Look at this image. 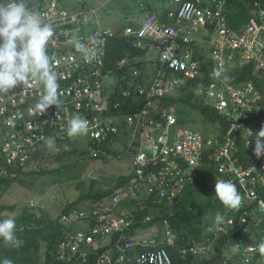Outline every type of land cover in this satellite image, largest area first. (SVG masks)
Masks as SVG:
<instances>
[{
	"label": "built area",
	"instance_id": "built-area-1",
	"mask_svg": "<svg viewBox=\"0 0 264 264\" xmlns=\"http://www.w3.org/2000/svg\"><path fill=\"white\" fill-rule=\"evenodd\" d=\"M96 1L41 0L31 7L55 28L48 52L58 62L55 71L62 106L50 107L45 116L30 113L40 92L35 81L27 90L17 88L0 96V181L16 178L30 166L34 153L45 145L42 138L53 137L55 144L70 140L67 121L80 116L89 121L91 158L113 160L133 152L132 167L122 186L103 189L109 194L61 213L66 227L75 226L64 233L58 248L57 259L64 264H88L94 254L93 264H171L165 245H175L177 235L169 221L159 223L160 232L156 223L135 225L150 223L154 209L183 198L211 169L235 183L243 197L241 206L226 210V224L217 229L210 223L203 236L180 253L210 259L216 240L229 233L235 215L245 234L264 238L260 210L264 200L259 197L264 157L256 159L252 154L254 140L245 133L247 129L256 132L254 116L260 110L261 94L252 82L224 78L237 61L255 63L264 70V0H237L248 10L240 29L230 23L232 0H155L164 3V15L144 12L141 19L143 1L135 17L122 21L132 22L124 25L122 35L142 53L115 63L107 57L116 32L100 23ZM77 39L92 50L94 59L86 61L75 50ZM208 73L210 79L205 82ZM179 87L193 89L198 99L226 120V130L219 136H205L180 125L175 111L163 103ZM17 112L23 119H13ZM247 140L253 142L247 146ZM120 142L123 146L117 150ZM250 157L254 161L246 165ZM132 206L149 208V214L137 220ZM34 207L30 200L27 208ZM153 226L156 232H149ZM258 243H232L227 256L215 264H244L246 258L258 264V253L249 250ZM101 248L108 249L98 253Z\"/></svg>",
	"mask_w": 264,
	"mask_h": 264
},
{
	"label": "trees",
	"instance_id": "trees-1",
	"mask_svg": "<svg viewBox=\"0 0 264 264\" xmlns=\"http://www.w3.org/2000/svg\"><path fill=\"white\" fill-rule=\"evenodd\" d=\"M41 0H29V6L35 7ZM145 9L142 12L155 13L162 17L166 10L164 8H157L156 5L149 3L147 0ZM234 4L233 13L229 16L231 26L235 29H240L248 17V10L245 8L244 2H237L232 0ZM132 25V22H121L114 28L116 36L111 40L108 51V60L115 63L118 59L124 57H132L134 55H140L142 50H137L133 45L127 42L125 36L122 35L124 25ZM224 78L231 82L242 83L252 82L259 93L261 94L260 110L256 116H254V129L259 131L262 124H264V70L259 69L255 63L241 64L236 62L233 69L224 75ZM210 74H206V78L203 80L208 82ZM199 80L194 81L196 84ZM177 90V91H176ZM175 90V94L167 95L163 98V103L169 108L174 110L177 117V122L180 125L187 126L195 124V120L190 117L191 114L198 113L202 118V131L205 136H208L207 125L211 126L215 130V136L223 133L227 128V122L221 116H219L210 105L204 104L202 99H198L194 94L193 89L179 87ZM193 111V112H192ZM190 117V118H189ZM195 129L196 126L194 125ZM45 147V145H44ZM42 147L39 152L34 153L33 160L30 166L22 171L26 174H42L43 171H30L34 161L40 157L41 154L46 152V149ZM74 149L70 150L73 154ZM133 152L130 154L132 156ZM241 155V159H243ZM105 160L103 158H98ZM253 159L250 157L244 161L246 165H251ZM28 170V171H27ZM21 172V173H22ZM210 177L213 181L207 180ZM215 179L228 180L225 175L216 173L214 170H210L209 174L204 173L202 175L199 184L189 192H187L183 198L175 200L173 203L161 204L159 208L154 209L155 216L153 220L147 225H142V222L136 223L135 227L151 226L153 223H162L163 220H168L172 227V230L177 235V241L175 245H165V248L170 254L171 264H215V262L227 256V247L232 243H240L246 245L249 242L260 241L262 238L259 234H245L241 228L238 215L234 216V225L231 226L228 234H221L215 242L214 252L215 255L210 259H200L197 255H193L190 252L180 253L182 249L189 248L195 240L201 238L204 234L206 226L214 222V217L217 213L223 215L227 209L217 200L215 197L214 186ZM17 180L16 178L3 179L0 181V190L7 189L12 182ZM129 180V176H122L116 182V187L122 186ZM238 190V189H237ZM3 192H1L2 194ZM241 194V192H239ZM109 194V191L100 190L90 192L85 196L79 198V200H96ZM259 197L264 200V187L259 190ZM133 205V204H132ZM71 205L66 206L63 209L65 212ZM133 211L136 214L137 220H141L149 214V208L141 210L139 207L132 206ZM13 206L0 205V219L7 217H13L16 221V236L24 241V244L20 248H10L3 244L0 240V260L4 258L11 259L14 264H64V261L58 260V248L64 233L68 231H74L75 226L66 227L61 222L59 217L53 218L42 210L37 212L34 208L28 209L22 208L21 212L14 216H10L7 213L13 212ZM6 212L4 215L3 213ZM62 212V213H63ZM108 248H101L98 253L107 250ZM97 255L94 254L90 257L88 264H93Z\"/></svg>",
	"mask_w": 264,
	"mask_h": 264
},
{
	"label": "clouds",
	"instance_id": "clouds-1",
	"mask_svg": "<svg viewBox=\"0 0 264 264\" xmlns=\"http://www.w3.org/2000/svg\"><path fill=\"white\" fill-rule=\"evenodd\" d=\"M55 34L54 26L45 22L40 15L29 6V0H0V96L14 93V90L27 88L35 81L40 86L38 99L29 112L39 116L47 115L48 109L62 106L60 99L56 67L58 62L54 55L48 52V45ZM75 50L82 54L86 61L94 59L92 50L79 39L73 42ZM213 75L219 77L218 70ZM23 119V114L17 112L13 119ZM89 121L80 116H73L67 121L66 134L69 138L87 135ZM248 137L254 140L252 154L256 159L264 157V124L259 131L253 133L245 130ZM47 148L59 151L53 137L42 138ZM253 141L247 140V146ZM64 150H70L67 145ZM215 197L227 210H238L243 197L237 190L235 183L230 180L215 179ZM264 212V202L260 205ZM226 217L217 213L214 217V226L226 224ZM0 240L10 248H20L24 241L16 236V221L13 217L0 219ZM258 253L264 264V238L249 249ZM0 264H14L9 258L0 260ZM250 264V258L244 260Z\"/></svg>",
	"mask_w": 264,
	"mask_h": 264
},
{
	"label": "rangeland",
	"instance_id": "rangeland-1",
	"mask_svg": "<svg viewBox=\"0 0 264 264\" xmlns=\"http://www.w3.org/2000/svg\"><path fill=\"white\" fill-rule=\"evenodd\" d=\"M143 1L145 0H97V18L102 25L115 27L123 20H130L136 16ZM147 1L157 8L164 7L162 2ZM152 56H155V52ZM173 108L175 110V107ZM193 113L190 117L195 120V124H190L189 127L193 129L195 125V129L204 134L201 116ZM207 127L208 136H215V130L209 125ZM65 145L75 152L71 154L70 150L65 151ZM117 145L120 146L117 150H120L123 143ZM55 146L59 151L49 149L45 145L46 152L41 154L28 169L43 171L42 174L22 172L7 189L0 190V205L13 206L14 211L10 212L11 215L21 212L30 200L35 202L34 209L37 212L42 210L53 218L59 217L66 206L83 208L84 200H79L80 197L90 192L114 189L117 180L128 175L132 167L129 153H123L113 160L91 158L88 152L94 149L89 132L87 135L71 138ZM3 214L5 215L6 212ZM155 225L158 228L157 232H160L159 223ZM149 232H156V228L150 227Z\"/></svg>",
	"mask_w": 264,
	"mask_h": 264
},
{
	"label": "crops",
	"instance_id": "crops-1",
	"mask_svg": "<svg viewBox=\"0 0 264 264\" xmlns=\"http://www.w3.org/2000/svg\"><path fill=\"white\" fill-rule=\"evenodd\" d=\"M138 16H140V18L143 19L146 15H145L144 12H142V14H141V15H138ZM133 17H135V16H133ZM133 17H132V18H133ZM127 176H128V175H127ZM117 181H118V180H117ZM84 201H87V200H84ZM84 201H83V202H84ZM7 214L10 215V216H14V215H15V214H14V215H11L10 213H7ZM16 214H17V213H16Z\"/></svg>",
	"mask_w": 264,
	"mask_h": 264
},
{
	"label": "bare ground",
	"instance_id": "bare-ground-1",
	"mask_svg": "<svg viewBox=\"0 0 264 264\" xmlns=\"http://www.w3.org/2000/svg\"><path fill=\"white\" fill-rule=\"evenodd\" d=\"M218 136V135H217Z\"/></svg>",
	"mask_w": 264,
	"mask_h": 264
}]
</instances>
